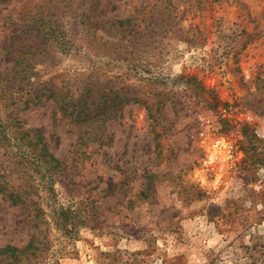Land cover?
<instances>
[{
    "label": "rangeland",
    "instance_id": "obj_1",
    "mask_svg": "<svg viewBox=\"0 0 264 264\" xmlns=\"http://www.w3.org/2000/svg\"><path fill=\"white\" fill-rule=\"evenodd\" d=\"M100 3L95 37L86 39L80 25L74 30L73 18L59 19L76 51L67 56L50 38V4L0 0V72L29 55L39 81L98 68L101 81L108 75L139 97L170 93L158 149L138 104L122 106L106 138L87 144L51 101L20 114L62 163L55 203L80 216L76 231L63 235L43 201L50 249L40 264H264V0ZM126 18L134 27L107 24ZM155 19L161 27L150 24ZM34 23L54 52L34 48L41 42ZM150 175L158 179L144 197ZM31 234L28 215L0 197V248H23Z\"/></svg>",
    "mask_w": 264,
    "mask_h": 264
},
{
    "label": "trees",
    "instance_id": "obj_2",
    "mask_svg": "<svg viewBox=\"0 0 264 264\" xmlns=\"http://www.w3.org/2000/svg\"><path fill=\"white\" fill-rule=\"evenodd\" d=\"M44 1L50 4L48 9L55 18L49 31L54 48L67 56L76 54L69 32L60 29L59 19L63 17L73 18L71 23L74 30L76 27H83L86 39L95 37L96 30L93 33L91 30L105 13L100 0ZM41 16L40 19L43 18ZM164 21L163 19L161 22ZM156 22L157 19L150 24L159 27L161 23ZM107 24L118 30L134 27L130 18L109 19ZM34 30V39L41 41L36 40L34 48L38 50L39 46L43 45L44 49L47 47L54 52L43 29H37L34 23ZM124 30L122 32L125 33ZM91 43L92 41L88 42V46L94 48L95 43ZM130 45L135 47L134 43ZM116 46L115 43H110L107 47L109 53H114ZM35 62L36 59L29 55H19L10 70L0 72V197L9 205L21 208L28 215L32 228V234L25 247L6 245L0 248V264H40L45 260L50 241L47 236L49 228L43 201L47 200L53 224L63 235L76 231L80 217L76 209L55 203L53 187L63 177L62 163L50 152L40 130L30 132L24 127L21 113L32 106L51 101L61 117L77 128L80 144H87L101 142L106 138V124L120 118L122 106L128 103L138 104L146 110L152 122L153 140L158 149L162 136L158 129L162 122H165L164 101H167L170 95L165 92L160 98L149 91L145 98L139 97L137 89L119 88L108 75L105 76L106 82L101 81L98 68L89 69L87 75H56L39 81L35 73L32 79ZM58 78H62L60 87L53 88L52 83ZM178 79L185 86L192 84L203 93V89L194 79L181 76ZM155 179L158 177H147L146 190L142 193L144 197L153 191Z\"/></svg>",
    "mask_w": 264,
    "mask_h": 264
},
{
    "label": "crops",
    "instance_id": "obj_3",
    "mask_svg": "<svg viewBox=\"0 0 264 264\" xmlns=\"http://www.w3.org/2000/svg\"><path fill=\"white\" fill-rule=\"evenodd\" d=\"M263 241V244H264V234L260 237Z\"/></svg>",
    "mask_w": 264,
    "mask_h": 264
}]
</instances>
